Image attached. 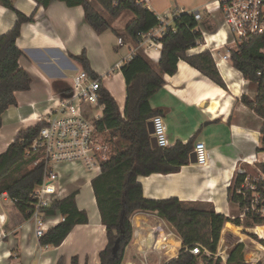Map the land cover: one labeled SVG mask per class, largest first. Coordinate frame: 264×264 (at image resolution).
<instances>
[{"label": "crops", "instance_id": "obj_1", "mask_svg": "<svg viewBox=\"0 0 264 264\" xmlns=\"http://www.w3.org/2000/svg\"><path fill=\"white\" fill-rule=\"evenodd\" d=\"M208 2L151 0L149 8L159 16L169 13L180 16L183 12L197 8L199 4L203 3L204 7ZM14 4L16 10L26 16H34L33 21L23 22L16 42L17 47L23 51L19 65L31 75L33 84L30 90L17 92V106H10L3 113L0 154L7 150L20 130L40 122V118L57 104L58 97L70 89L73 77L83 70L73 56L84 51L92 72L100 77L105 76L102 78L103 86L116 99L123 113L127 100V84L121 67L116 66L118 63L123 66L134 48L124 30L133 20L134 14L124 11L120 17L112 20V28L118 30L119 35L112 29L99 34L86 21L82 6H69L61 0H52L48 7L37 0H15ZM205 15V22L200 20L199 28L208 42L191 48L188 54L210 50L229 91L216 86L209 77L183 60L179 61L175 74L165 75L166 84L153 94L150 103L154 108L162 109L168 129V145L174 146L178 142L186 144L190 139L194 140V144L203 141L208 150V165L201 166L189 158V163L177 172H154L148 176H140L139 179L143 194L147 198L179 197L182 201L195 203L200 207L210 205L218 213L232 217L238 213L234 212L238 205L230 201L228 187L235 181L237 165H245L250 154L247 149L252 143H262V121L260 115L242 102V96L248 89L243 74L230 60L223 58L222 50L216 48L217 55L213 54L215 44L211 42V37L223 28L221 12H205ZM220 16L222 22L217 23V17ZM17 18L15 11L0 4V36L14 26ZM119 18L120 24H115ZM221 33L225 35L223 30ZM119 37H123V44H119ZM161 53L162 48L154 49L147 57L158 64ZM256 95L257 93L251 98L254 99ZM252 113L253 120L250 119ZM258 148L260 147L257 150ZM66 168L79 169L75 164ZM90 188L92 193L88 197L80 198L81 191L76 195L79 209L89 213V224L76 225L57 247L41 245L40 238L36 236L34 221L24 219V215L20 214L7 192L3 193L0 196V214L6 216L7 237L0 239V264H58L61 256L64 257L65 264H72L73 255H78L80 264L100 263L99 253L106 248L107 236L92 181ZM72 191L75 190L71 189L65 194L69 195ZM47 218L52 221L57 219V223L62 220L61 215ZM131 222L136 238L128 244L123 264L133 262L130 254L142 261L140 253L153 243L160 247L166 244L160 251L163 263L176 257L183 248L181 237L175 229L168 230L167 221L158 212L138 210L133 214ZM228 224L241 227L227 222L224 224L225 230L231 228ZM88 226L89 231L84 230ZM51 227L54 225L49 228ZM142 231L145 232L144 242L139 238L144 233ZM172 239L174 242L170 244ZM151 255L149 254L148 260L152 264L159 262L158 256L154 254L153 259H156L153 262Z\"/></svg>", "mask_w": 264, "mask_h": 264}, {"label": "trees", "instance_id": "obj_2", "mask_svg": "<svg viewBox=\"0 0 264 264\" xmlns=\"http://www.w3.org/2000/svg\"><path fill=\"white\" fill-rule=\"evenodd\" d=\"M15 0H0V4L15 11L17 21L14 26L0 36V129L3 125V113L10 106H17L16 93L30 90L33 84L31 75L19 65L23 51L17 47L20 29L25 21H33L34 16H26L18 9ZM48 7L52 0H37ZM69 6H82L85 19L97 33L112 28V20L120 17L124 11L134 14L124 28L128 41L136 43L138 33L148 32L161 20L152 9L126 1L113 6V0H61ZM100 6V7H99ZM174 29L168 28L162 38V53L159 63L151 61L143 52H138L127 60L121 71L127 84V100L123 113L116 99L102 86L100 104L104 105V114L97 121V128L111 141L112 152L102 162V173L92 179L94 196L106 229V248L99 253L98 264H123L128 244L133 237L132 215L138 211L158 212L182 239L183 248L179 254L165 264H248L245 258L246 244L236 241L228 249L227 260L218 256V248L224 224L253 228L263 225L264 217H247L243 222L218 213L212 206L200 207L195 203L182 201L179 197L168 199H150L143 194L140 176L157 173L169 174L177 172L189 163L191 153L195 149L194 140L186 144L176 143L174 146L161 147L152 145L153 133L148 124L152 117L163 114L162 109L151 106V97L166 84L165 75L175 74L179 61H187L191 66L203 73L217 86L229 91L225 79L221 76L217 61L210 50L189 55L188 50L205 42V36L193 12H183L173 21ZM264 48V37H252L239 42L236 49L231 50V64L244 76L248 86L257 85L256 97L252 99L248 93L242 96V102L258 115L264 116V58L258 56V48ZM93 77L86 51L73 56ZM260 73V74H259ZM43 122L20 130L7 150L0 154V196L7 192L20 212L29 216L34 208V192L42 184L45 165L40 160L43 148L34 150L31 146L40 134ZM264 131V129H263ZM260 148H258L259 150ZM237 181L228 187L229 199L237 204L241 195L235 190L244 176L238 175ZM72 191L64 199L56 200L51 206L43 208L47 216L61 215L56 226L48 228L40 237L43 246H59L78 224H87L89 213L79 209L77 193ZM257 237L256 233L251 235ZM261 242H264L260 239ZM198 243L208 252L195 254L191 251ZM58 264H65L64 257ZM72 264H80L78 255H73Z\"/></svg>", "mask_w": 264, "mask_h": 264}, {"label": "built area", "instance_id": "obj_3", "mask_svg": "<svg viewBox=\"0 0 264 264\" xmlns=\"http://www.w3.org/2000/svg\"><path fill=\"white\" fill-rule=\"evenodd\" d=\"M126 1H133L136 5L148 9L151 6V0H113V6H119ZM204 11L208 14L219 11L223 16V28L212 35L214 37L217 35L213 41L215 44L213 54L215 56L219 46H229L223 55L224 59L229 60L231 50L236 49L240 41L252 37H264V0H209L204 6ZM190 12L194 13L198 22L203 19V12L199 8ZM176 16L171 13L166 14V16H159L161 22L158 25L150 28L148 32L138 33V40L131 54L125 60L131 59L138 52L149 55L154 49L163 48L162 38L166 35L168 28L176 30L173 25ZM222 30L225 35L222 33L219 35ZM123 42V38L119 37V44H123ZM207 42L208 40L205 38L204 43ZM257 53L258 56L264 58V48H258ZM121 64L118 63L116 67H122ZM104 77L97 76L95 78L87 70H81L73 77L70 89L60 95L57 104L40 118L43 126L31 147L34 150L39 147L43 148L40 160L45 165L44 178L42 184L34 192L33 210L29 212L28 217L24 216V219L34 221L38 238L43 236L50 226H56L57 223V219L52 221L47 218L43 208L49 207L56 200L66 197L64 188L59 181V168L79 162L78 170L87 172L88 180L91 182L93 178L102 173V162L110 155L112 146L103 139L104 132L102 133L97 128V121L102 118L104 113L102 112V115L94 114V109L104 108V105L100 104L99 97V92L103 86L102 78ZM260 119L262 121L261 147L252 159H246L245 165L239 164L235 171V181H237L238 175L244 176L235 190L241 195L244 204L240 207L241 201L237 202L240 211L231 218L238 217L241 222L247 217H264V116H260ZM151 121H153L155 128L153 135L156 137L157 144L161 147H169L168 129L163 115L157 114L152 117ZM195 144L194 152L197 163L201 166L208 165L206 144L203 141ZM62 220H64L63 216ZM5 224L6 216L0 214V239L7 237ZM139 238L140 241L144 242L145 232L140 234ZM164 247L153 243L144 248L142 250L143 264H152L148 260V256L154 252L159 261L156 264H165L161 260L160 252ZM202 249L204 252H208L200 243L191 251L199 254Z\"/></svg>", "mask_w": 264, "mask_h": 264}, {"label": "rangeland", "instance_id": "obj_4", "mask_svg": "<svg viewBox=\"0 0 264 264\" xmlns=\"http://www.w3.org/2000/svg\"><path fill=\"white\" fill-rule=\"evenodd\" d=\"M205 1H209V0H205ZM186 8H190V7H186ZM197 8H199L203 12L202 22H205L206 15H205L203 3L199 4V6ZM197 8H194L192 10H196ZM217 19H218L217 23H221L222 22V17L221 16L217 17ZM120 22H121V20L119 18V19L116 20L115 24H120ZM134 45H135V43H133V46ZM219 47L220 48H218V49L222 50V52H223L222 54L224 55L226 48H228L229 46H226V47L225 46H219ZM257 52H258V50H257ZM256 88H257V85L252 84V83L248 86L247 93H248L249 97H251L253 95L255 96ZM102 112H103V109H101V108L94 109V114H96V115H102ZM251 115H250V119L253 118V113ZM103 139L108 141L110 146H111V141L109 140L108 136H106L104 134L103 135ZM260 144L261 143H259V142L257 143V145H254L253 143L251 144V147H249L247 149V152L250 153L249 156L246 158L247 160H250V159L253 158V156L257 153V147H261ZM111 152H112V150L110 151V154H111ZM71 164H75L78 167H80L79 162L78 163H71ZM70 165H67V166H70ZM67 166H61L59 168V171H60L59 181L61 183V186L64 188V191L65 192L66 191L70 192L71 189L72 190L74 189V190H78L79 192L81 191L80 198L88 197V195L92 193L91 192V188H90V180H88V173L87 172H81V171H79V170H77L75 168L74 169L72 168L71 170H68L66 168ZM88 207L90 208L89 204H88ZM239 211L240 210L237 209V208H235V210H234L235 213H237V212L239 213ZM237 214H234V215H237ZM89 221H90V219H89ZM89 221H88V224H89ZM166 225L168 227V230H174V228L171 225H169L168 223ZM254 227H256V225ZM248 228H250V227L246 228L243 225H241L240 228H236L234 226H231V228L226 229V230L224 229L222 231V237H221V241H220L221 243H220V246L218 248V254L217 255L222 257L224 259V262L227 260L226 258H227V254H228V249L230 247H232L234 245V243H236V241H243L246 244V252H245L246 262L248 264H264V250L261 247V246H264V242L260 241L261 238L259 237L258 234H256L257 237H255V238L252 237L251 235L254 234L255 232L251 231V229H254V228H250L249 230H248ZM84 230L89 231V226L85 227ZM151 233L153 234V236L155 235L153 232H151ZM134 238H136V237L133 235V237L131 239V242L134 240ZM261 240H263V239H261ZM163 241L164 240H162V242ZM158 242H160V241H158ZM173 242L174 241L172 239L169 243L173 244ZM164 246L166 247V244H164ZM151 254H152L151 255L152 256L151 259L153 260V262H155L156 258L153 259L154 258L153 256L154 255L157 256V254L155 252L151 253ZM140 257H143L141 253H140ZM165 257H167V256H165ZM130 258H132V260H133V262L131 264H143V262L140 260V258H138L136 256L133 257V254H130ZM156 263H158V262L156 261ZM156 263H154V264H156ZM125 264H128V262H126Z\"/></svg>", "mask_w": 264, "mask_h": 264}, {"label": "bare ground", "instance_id": "obj_5", "mask_svg": "<svg viewBox=\"0 0 264 264\" xmlns=\"http://www.w3.org/2000/svg\"><path fill=\"white\" fill-rule=\"evenodd\" d=\"M221 34V32L219 33V35ZM217 38V35L216 37L212 36L211 37V42L212 41H215V39ZM221 41V40H220ZM229 227H231L230 224H228ZM251 231L255 232L256 234L259 235L260 238H262L264 240V224L263 225H256V227H254V229H251ZM264 250V246H261ZM257 260V259H256Z\"/></svg>", "mask_w": 264, "mask_h": 264}, {"label": "water", "instance_id": "obj_6", "mask_svg": "<svg viewBox=\"0 0 264 264\" xmlns=\"http://www.w3.org/2000/svg\"><path fill=\"white\" fill-rule=\"evenodd\" d=\"M148 127H149L151 133H154L155 132V128L153 127V121H150L149 122ZM152 145L159 146L157 144V140H156V137L155 136H153V138H152ZM190 160H192L193 162H197V160H196V153L195 152H192L191 153Z\"/></svg>", "mask_w": 264, "mask_h": 264}]
</instances>
